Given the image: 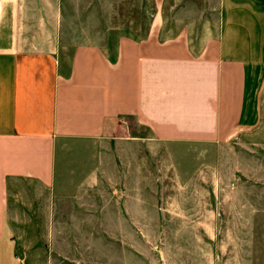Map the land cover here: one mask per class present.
Here are the masks:
<instances>
[{"label":"crops","instance_id":"crops-1","mask_svg":"<svg viewBox=\"0 0 264 264\" xmlns=\"http://www.w3.org/2000/svg\"><path fill=\"white\" fill-rule=\"evenodd\" d=\"M154 1L136 37L111 25L121 0H0V264H122L115 241L136 264L153 145L256 132L241 153L264 184V0H218L215 24L197 10L175 32Z\"/></svg>","mask_w":264,"mask_h":264},{"label":"rangeland","instance_id":"rangeland-1","mask_svg":"<svg viewBox=\"0 0 264 264\" xmlns=\"http://www.w3.org/2000/svg\"><path fill=\"white\" fill-rule=\"evenodd\" d=\"M143 2L142 9L136 7L139 1L133 0L114 5L112 27L131 36H144L150 20L148 10L151 7L156 14L158 7L154 0L151 6L149 0ZM217 3L164 0V23L175 32L178 26L197 24L202 20L197 10H204L208 13L203 23L215 24L218 18L209 12ZM120 31L110 39L115 41ZM130 131L137 136L147 134L132 124ZM258 135L238 133L225 145L181 150L153 145L140 152L142 172L150 175L156 186L152 194L138 193V203L145 201L151 206L138 212L151 222L135 227L136 264H264V219L258 218L255 209L244 207L264 201L263 179L258 176L256 162H246L240 145L255 141ZM176 152L182 157L173 160L170 154ZM109 227L118 231L119 226ZM112 243L114 252L121 253L122 264L133 260L121 248L128 249L123 241Z\"/></svg>","mask_w":264,"mask_h":264}]
</instances>
